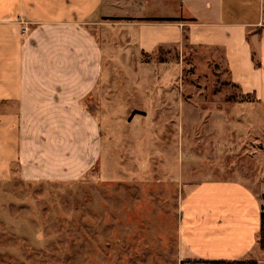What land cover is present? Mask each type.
<instances>
[{
	"label": "rangeland",
	"instance_id": "374dc122",
	"mask_svg": "<svg viewBox=\"0 0 264 264\" xmlns=\"http://www.w3.org/2000/svg\"><path fill=\"white\" fill-rule=\"evenodd\" d=\"M122 52L103 50V121L82 179L23 180L18 161L0 175V264H212L180 262L183 189L235 181L264 211V106L231 86L223 59L186 41L135 65ZM142 63L153 66L148 83ZM71 161L59 163L75 172Z\"/></svg>",
	"mask_w": 264,
	"mask_h": 264
},
{
	"label": "crops",
	"instance_id": "0c3cea01",
	"mask_svg": "<svg viewBox=\"0 0 264 264\" xmlns=\"http://www.w3.org/2000/svg\"><path fill=\"white\" fill-rule=\"evenodd\" d=\"M183 41L222 58L231 86L264 106V0H0V175L18 161L23 180L80 181L103 121V108L94 109L107 88L103 50L119 49L121 63L135 65L131 57L154 58ZM138 66L146 81L153 66ZM71 155L75 172L60 165ZM183 191L180 262L264 264L250 258L257 244L264 249L256 193L235 181Z\"/></svg>",
	"mask_w": 264,
	"mask_h": 264
},
{
	"label": "trees",
	"instance_id": "16d2710c",
	"mask_svg": "<svg viewBox=\"0 0 264 264\" xmlns=\"http://www.w3.org/2000/svg\"><path fill=\"white\" fill-rule=\"evenodd\" d=\"M261 219H262V228H261V238H262V236H263L264 211H263V213H262V217H261ZM261 243H262V242H261Z\"/></svg>",
	"mask_w": 264,
	"mask_h": 264
}]
</instances>
